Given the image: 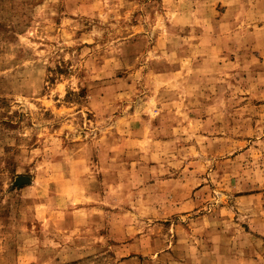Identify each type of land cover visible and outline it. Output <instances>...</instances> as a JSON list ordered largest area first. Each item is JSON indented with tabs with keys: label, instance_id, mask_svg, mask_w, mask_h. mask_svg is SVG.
I'll use <instances>...</instances> for the list:
<instances>
[{
	"label": "rangeland",
	"instance_id": "374dc122",
	"mask_svg": "<svg viewBox=\"0 0 264 264\" xmlns=\"http://www.w3.org/2000/svg\"><path fill=\"white\" fill-rule=\"evenodd\" d=\"M0 264H264V0H0Z\"/></svg>",
	"mask_w": 264,
	"mask_h": 264
}]
</instances>
